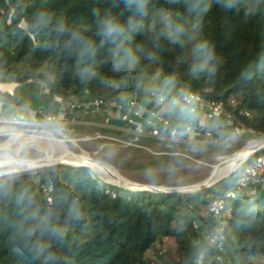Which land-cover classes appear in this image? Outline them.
I'll return each mask as SVG.
<instances>
[{
    "label": "trees",
    "instance_id": "16d2710c",
    "mask_svg": "<svg viewBox=\"0 0 264 264\" xmlns=\"http://www.w3.org/2000/svg\"><path fill=\"white\" fill-rule=\"evenodd\" d=\"M10 2L12 8L1 13L0 0V85L14 84L13 94L0 90L3 107L29 108L41 82L63 98L110 99L145 89L179 97L194 91L206 100L234 97L236 105L227 109L237 116L250 110L253 116L241 120L264 135V0H250L247 9L201 0L196 10L193 0H149L143 26L131 40L137 62L119 69L114 46L106 44L90 60L79 55L73 37L99 44L100 18L115 15L126 23L130 13L121 0ZM88 65L92 70L83 73ZM236 175L193 194H164L113 185L86 166L57 164L15 174L0 180V264H198L201 255L203 264H254L264 258V196L228 202L221 262L203 230L193 227ZM166 238L174 240L175 255L147 258Z\"/></svg>",
    "mask_w": 264,
    "mask_h": 264
},
{
    "label": "built area",
    "instance_id": "2783aa9c",
    "mask_svg": "<svg viewBox=\"0 0 264 264\" xmlns=\"http://www.w3.org/2000/svg\"><path fill=\"white\" fill-rule=\"evenodd\" d=\"M4 1L5 8H2L1 13L12 8L10 0ZM20 26L24 27L23 23ZM40 93L53 98L52 112L45 113V105L41 104L30 108L26 116L13 113L9 118L11 122L28 126L60 121L61 125L70 127L77 124L103 126L110 132L96 131V138L110 140L124 148L144 147L148 143L166 148L194 143L231 148L247 134L256 135L240 118H251L253 114L250 110L240 109V116H237L227 109L236 105L234 97L206 100L194 91L179 97H167L152 89H145L123 92L119 97L110 99L73 95L63 98L52 95L42 82ZM0 106L2 111V104ZM263 141L264 138L262 141L249 139L241 150ZM261 190H264V153H247L237 166L234 184L214 197L208 204L206 214L202 212L193 222L194 229L203 230L202 235L216 251L218 261L227 252L226 230L230 218L228 202L237 198L257 197ZM203 261L201 255L197 263L203 264ZM261 264H264V260Z\"/></svg>",
    "mask_w": 264,
    "mask_h": 264
},
{
    "label": "rangeland",
    "instance_id": "374dc122",
    "mask_svg": "<svg viewBox=\"0 0 264 264\" xmlns=\"http://www.w3.org/2000/svg\"><path fill=\"white\" fill-rule=\"evenodd\" d=\"M29 87L36 89L37 85L33 84ZM20 89L22 88L20 87ZM37 90L38 91L33 94L35 104H37L36 102H39L40 100L54 101L49 95L40 93V85ZM0 103L3 106V102L0 101ZM55 103H57V101ZM16 106H18L16 108L18 112L16 111L14 115H27L24 113V110L28 109L27 106L23 104H16ZM43 109L45 113H51L52 110L50 109H53V105H51L50 109L46 108V106ZM12 112H15V107L12 104H5L3 111L0 110V143L8 140L10 136L7 134V131L12 128L49 131L58 138L62 137L61 139L63 140H66V138L68 139V141H64L66 142L65 145H62L63 151L67 148L71 153L76 155L87 154L100 164H104L107 167L109 165L108 168H110L111 171L114 170L122 178V180H118L116 177L110 174L108 175V173L104 171L99 172L92 169L102 179L104 178L105 181L113 185L132 190H136L132 188V183L145 187L153 186L160 189L174 187L187 189L192 186H196L206 180L213 173V170L219 165V163L224 161V157L229 158L230 156L240 152L242 147L247 145L249 139L262 141L264 138V135L257 136L254 134H247L243 137L241 142H237L231 148H226L220 145L211 146L205 143L185 144L171 148H166L154 143H148L144 147L124 148L110 140L96 138V131L104 130L105 132H110L103 126L92 127L77 124V126L75 125L70 127L61 125V121L54 124L47 123L40 126L19 125L11 122L12 120L9 119L13 114ZM26 112L29 114L30 110H26ZM83 119L86 120L87 118L83 117ZM96 121L100 122L99 120ZM41 148L50 149L49 146L44 143H32V145L23 146L14 144L10 149V154L21 161L33 162L34 160H40L41 156H43L42 150L45 149ZM37 150L41 151V153H38ZM58 152H60V150ZM56 165L44 166L42 168L34 169L33 171L10 172V175L5 172V170H1L0 180L10 178L15 174H33L38 171H47ZM262 199L264 200V197H262ZM202 210V212L206 214L207 206H204ZM160 252L169 256H174V240L166 238L163 241L157 242L154 247L146 253V255L147 258L156 260L157 254ZM262 260H264V258L262 256H258L255 258L253 263L261 264Z\"/></svg>",
    "mask_w": 264,
    "mask_h": 264
},
{
    "label": "bare ground",
    "instance_id": "6f19581e",
    "mask_svg": "<svg viewBox=\"0 0 264 264\" xmlns=\"http://www.w3.org/2000/svg\"><path fill=\"white\" fill-rule=\"evenodd\" d=\"M7 134L10 136L8 140L3 143H0V171L5 170V172L9 173V175L10 172L13 173V172H24L31 170L33 171L34 169L42 168L44 166H50L54 164L56 161H61L64 163L76 164V165L87 164L92 166L95 170L99 172L104 171L108 173L105 167L96 164L94 159H93L94 162L88 161L87 157L89 156L87 154L76 155L74 153H71L67 148H65L63 151L62 145H65L66 142L64 141H68V139L66 138V140L65 139L63 140L61 139L62 138L61 136H60L61 138H58L56 135H53L49 131L37 130V129L28 130V129L12 128L7 131ZM32 143H44L47 146H49L50 149L41 148V149H45L42 150L43 156H41L40 160H34L33 162H25L23 160L21 161L10 154V149L13 147L14 144H19L23 146V145H32ZM59 150L60 152H58ZM37 151L38 153L39 152L41 153V151L39 150ZM249 151L250 150L244 149L240 153L232 156L230 159L224 157L225 158L224 161L220 162L216 170L213 171V173L207 179H210L211 182L219 180L221 176H224L227 173H229L231 170L235 169L242 161V158H244V156ZM111 172L118 180H122V178L114 170H112Z\"/></svg>",
    "mask_w": 264,
    "mask_h": 264
},
{
    "label": "clouds",
    "instance_id": "9594fccd",
    "mask_svg": "<svg viewBox=\"0 0 264 264\" xmlns=\"http://www.w3.org/2000/svg\"><path fill=\"white\" fill-rule=\"evenodd\" d=\"M148 2L149 0H121L125 10L130 13L126 23H121L115 15H106L100 18L96 33L97 37H99V44L90 38L73 37V39L79 41V55L94 60L99 49L109 44L115 47V67L117 69L124 66L133 67L137 62V56L131 46V40L135 32L139 31L143 26V19L147 16ZM199 2L201 0H193L192 10H196ZM224 6L229 9L238 6L247 9L250 6V0H224ZM203 10L207 11L206 4ZM177 31H180V29H177ZM207 47L206 43L201 45V48ZM208 59H211L210 54ZM91 70V65H88L82 69V72L89 73ZM164 84L165 86L171 84V80H165Z\"/></svg>",
    "mask_w": 264,
    "mask_h": 264
},
{
    "label": "water",
    "instance_id": "95a60500",
    "mask_svg": "<svg viewBox=\"0 0 264 264\" xmlns=\"http://www.w3.org/2000/svg\"><path fill=\"white\" fill-rule=\"evenodd\" d=\"M263 140V139H262ZM247 150H250L249 154H259V153H264V141L263 142H259L257 143L256 145L254 146H251L250 148H248ZM242 151V150H241ZM240 151V152H241ZM238 152V153H240ZM236 153V154H238ZM234 154V155H236ZM233 155V156H234ZM230 159V158H229ZM87 160L88 161H92L94 162V160L91 158V157H87ZM96 164H99L101 166H104L105 169L107 170V172L110 174V175H113V173L109 170V168L104 165V164H100L99 162L95 161ZM56 164H65V165H68V166H73V167H80V166H86V167H89L93 170H95L92 166L90 165H87V164H79V165H76V164H68V163H64V162H61V161H56L54 164L52 165H56ZM220 164V163H219ZM50 165V166H52ZM217 168V167H216ZM216 168L213 170L215 171ZM237 173V167L233 170H231L229 173H227L226 175L224 176H221L219 180H216L214 182H211L210 179H206L204 181H202V183H199L197 184L196 186H192L190 188H187V189H182V188H167V189H160V188H156V187H153V186H150V187H145V186H142V185H137V184H134L132 183L131 186L133 189H136L137 191L140 190V191H147V192H156V193H164V194H174V193H178V194H189V193H195L199 190H203V189H208V188H211L212 186L218 184L220 182V180L226 178V177H229V176H233ZM114 176V175H113ZM115 177V176H114Z\"/></svg>",
    "mask_w": 264,
    "mask_h": 264
},
{
    "label": "crops",
    "instance_id": "0c3cea01",
    "mask_svg": "<svg viewBox=\"0 0 264 264\" xmlns=\"http://www.w3.org/2000/svg\"><path fill=\"white\" fill-rule=\"evenodd\" d=\"M0 90L1 91H4V92L7 91V92H9V94H13L14 93V84L0 85ZM49 101L48 100H40L39 102H36L37 104L33 103V105L30 106V108L38 107L39 105L44 104L46 106V108L50 109L51 108V105H53V104H52L51 101L50 102ZM13 106L15 107V112H12V113H16V111H17L16 108L18 106H16V104L13 105ZM26 110L28 111L30 109L28 108ZM26 110H24L25 111L24 113H27ZM50 110H53V109H50ZM50 110H48V111H50ZM260 196H264V190H261Z\"/></svg>",
    "mask_w": 264,
    "mask_h": 264
}]
</instances>
